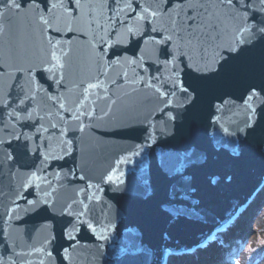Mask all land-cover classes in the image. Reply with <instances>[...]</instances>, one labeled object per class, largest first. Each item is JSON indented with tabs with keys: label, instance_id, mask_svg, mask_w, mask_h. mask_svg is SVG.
<instances>
[{
	"label": "water",
	"instance_id": "95a60500",
	"mask_svg": "<svg viewBox=\"0 0 264 264\" xmlns=\"http://www.w3.org/2000/svg\"><path fill=\"white\" fill-rule=\"evenodd\" d=\"M82 2L108 3V0ZM128 2L133 3V0ZM152 2L153 0H147V3L140 0L145 6ZM2 4L3 0H0V7ZM135 7L133 3V8ZM104 11L107 15V8ZM57 16L52 26L60 29V33L51 34L52 44H49L47 29L26 10L0 17V65L4 66L0 69V105L7 106L12 102L10 107L0 112V139H11L13 134L21 131H32L31 128L24 127L22 121L10 119V113L20 111L21 106L15 102L17 98L25 99L34 95L35 100L26 106L44 116V109L53 114L58 111L57 106L48 99L49 95H60V102L65 103L66 108H74V102L82 99V88L87 83L99 80L108 84L110 80H117L119 86L110 88L109 99L97 100V94L103 97L105 93L102 90H91L86 104L97 101L96 118L84 120L90 126L83 132L75 131L67 137L55 130L45 134L49 138L45 154L64 156L63 159L50 160L47 173L49 179L53 180V200L57 210L69 204L73 205L72 211L80 210L79 205L73 202L82 198L80 189L86 188V183L79 176H84L101 189L96 191L93 188L88 193L91 195L94 192L101 198L99 202H95V196L92 202L85 201L89 203V218L98 216L103 220L106 215L116 227L111 239L100 248L102 242L97 241L83 226H79V232L74 233L75 241L64 239L61 231L71 220L67 215H57L52 219L47 211L26 214L24 198L35 200L42 195V189L33 191L31 187H24L31 183L30 174L35 170L30 167L32 162L30 159L25 160L24 166L8 162L4 152L7 151L13 157L16 153L5 145L0 149V264H41V261L43 264H163L171 252L202 244L246 203L258 186L264 185V126H258L252 133L245 129L242 99L250 84L264 82V44L258 43L244 49L230 58L217 72L215 70L222 59L220 53L231 42L232 32L239 20L221 17L223 22H217L218 38H202L204 52L193 41L194 50L189 53L188 63L208 75L201 77L184 69L183 62L180 67L182 74L186 73V80L200 90L198 98L195 92L192 93L193 98L198 99L196 105L184 116L183 123L175 130L174 135L164 136L157 131L155 143L146 147L141 157L133 158L131 164L122 167L121 170L125 172L124 190L114 191L110 185L102 183L101 178L114 166L115 160L129 154L134 145L144 143L142 127L131 125L150 113L149 118L156 123L158 129L163 127L166 131L172 130L166 117L158 111L159 107H163V98L140 83L141 78L148 79L161 73L167 77L170 74L160 67L164 49L153 44L150 36L140 38L142 33L147 32V25L143 22L134 25L129 21L128 26L140 29L136 38L132 39L128 37L124 26L119 27L115 36L110 35L112 25L117 23L114 14L111 23L98 21L99 24H104L103 30L98 28L97 23H85L83 20L76 23L75 18L60 13ZM125 18L122 16L121 20ZM87 19L91 20L92 15ZM153 26L167 28V17L157 20ZM68 29L74 31L69 32ZM168 34L165 31L164 35ZM101 36L108 41V45L124 39L126 46L122 52L107 45L101 48ZM155 39L159 40L161 37L155 36ZM55 41H60L55 48L57 55L61 56V63L65 64V86L60 87L59 92L51 86V73L41 71V68L47 69L50 66L47 63L49 51ZM61 48L67 56L61 55ZM113 51L118 63L105 69L103 65L112 59ZM101 52L105 56L103 61L99 60ZM121 56L129 59L140 57L141 65L148 71L142 72L125 63ZM29 67L32 68L31 77L27 72ZM101 72H106L107 75H101ZM122 73H127L129 79L135 74V90L127 81L120 80ZM189 92H192L191 88ZM221 98L226 103L221 104ZM180 100L183 101L182 96ZM213 104L220 107L216 123L209 119L214 111L211 107ZM254 107L257 108L255 119L264 122V108L260 107L259 100ZM5 122L15 124L12 132L3 130ZM52 122L57 123L55 115ZM43 123L48 126L47 118ZM71 127L75 129L78 125L72 124ZM224 129L228 131L225 132ZM240 129L245 131L241 132ZM64 139L73 140L71 155H65L62 151ZM222 144H228L238 155L224 149L217 151L216 146ZM180 149L192 150L193 159L197 161L185 173L191 177V184L195 189L192 199L196 201V212L191 217H182L175 226L168 227L160 214L159 206L167 199L171 181L157 167V159L161 152ZM56 172L61 175L54 177ZM68 173L77 174V178L64 175ZM144 180H150L153 188V195L149 198H145ZM133 229L143 233L142 243L151 249V256L134 252L129 241L139 237L133 236ZM52 232L56 239L51 245L45 246L43 242ZM162 232L168 233L167 239L162 237ZM41 247H46L52 253L51 259L37 251ZM64 249H68V252L64 253Z\"/></svg>",
	"mask_w": 264,
	"mask_h": 264
},
{
	"label": "snow or ice",
	"instance_id": "6c2138e0",
	"mask_svg": "<svg viewBox=\"0 0 264 264\" xmlns=\"http://www.w3.org/2000/svg\"><path fill=\"white\" fill-rule=\"evenodd\" d=\"M145 2L147 3V0ZM133 3L136 5L135 8H133ZM133 3H129L128 0H119V2L118 0H108V3H85L82 0H3L2 7H0V17H4L8 13H20L25 10L28 14L33 15L47 29L49 33V44L53 43L51 34L53 32L60 33V29H54L52 26L53 22L58 18V13L69 18H75L76 23H80L81 20L85 23H97L100 30L104 29V24H99L98 21L104 20L105 23H111L114 14L117 23L112 25L111 36H115L119 31V27L124 26L128 37L135 39L140 29L138 27L128 26L129 21L131 20L134 25L143 22L147 25V32L142 33L140 38L143 39L145 36H150L152 37L151 42L153 44H158L164 49V59L161 61L160 67L167 70L170 74L167 77L161 73L159 76L154 75L148 79L141 78L140 83L152 89L159 97L163 98L161 100L163 107H159L158 111L166 117L172 130L166 131L163 127L158 129L156 123L149 118L150 113L143 120L131 125L132 127H142L144 143L134 145L133 150L129 154L115 160L114 166L101 178V182L110 185L111 190L114 191L124 190L125 172L121 170L122 167L131 164L133 158L141 157L144 149L155 143L157 131L164 136L174 135L175 130L183 123L184 116L196 105L197 98L200 96V90L193 83L186 80V73L182 74L183 70L180 67V63L183 62L184 69L195 72L201 77L208 75L207 72H201L200 69L194 68L188 63L190 59L189 53L194 50L193 41H195V46L201 52H204L205 48L202 38L203 40L218 38L219 24L217 22H223L221 21V17L239 20V24L232 32L231 42L223 47V51L220 53L222 59L220 60V65L215 70L217 72L230 58L238 55L244 49L258 43L264 44V0H153L147 6L140 3V0H133ZM105 8L108 10L107 15L104 11ZM93 13L95 14L93 15ZM90 15H92V19L88 20L87 18ZM122 16L126 18L121 20ZM165 16L168 19L167 28L153 26L157 20H161ZM68 31L72 32L74 30L68 29ZM165 31L169 32V34L164 35ZM213 33H216L215 37ZM155 36H159L161 39L157 40ZM59 44L60 41H55L53 48L49 51L47 63L50 66L47 69L41 68V71L51 73V86L57 92H59L60 87L65 86V77L63 74L65 64L61 63V56L57 55L55 48ZM106 45L113 50L120 49L122 52L126 46V40H116L112 45H108V41L101 36L100 47L103 48ZM60 52L62 56H67V53L63 52L62 48ZM104 59L105 56L101 52L99 60L103 61ZM121 59L125 63L139 68L142 72L148 71L141 65L140 57L129 59L121 56ZM116 63L118 61L113 51L112 59L107 64H104L103 67L108 69ZM3 67V65H0V69ZM27 72L29 77H31L32 68L29 67ZM101 75L106 76L107 73L101 72ZM120 80L127 81L129 86H133V90H135V74L132 79H129L127 73H122ZM157 84H159V87H157ZM118 86L117 80H110L108 84L99 80L96 83H87L86 87L82 88V99H77L74 102V108H66L65 103L60 102V95H49L48 99L57 106L58 111L53 114L47 109H44L46 113L44 116L39 115L35 109L29 110V107L26 106L31 105L35 100L34 95L27 96L25 99L17 98L15 102L21 108L18 112L10 113V119L13 121H22L24 127L31 128L32 131H21L19 134H13L11 139H0V149H3L7 145L8 148H11L16 153V156L13 157L7 151L4 152L8 162L20 163L21 166H24L23 162L25 160H31L30 167L35 170L30 174L31 183L24 185V187H31L33 191L42 189V195H39L37 199L24 198V202L27 205L25 209L26 214L47 211L52 219H55L57 215H67L71 217V220L61 231L63 238L69 241H75L76 236L74 233H78L80 230L79 226H83L94 235L97 241L102 242L99 245L100 248H103L104 244L111 239L116 227L106 215L103 220L98 216L89 218V203L85 201L92 202L95 196V202H99L101 199L99 196H96L94 192L91 195L88 193L93 188L96 191H100V186L89 182L84 176H79V179L86 183V188L80 189L82 198L79 201L73 202L79 205L80 210L78 212L72 211L73 205L69 204L58 211L53 200L55 191L53 188V180L49 179L47 173L50 160L63 159L64 156L55 157L50 153L45 154L49 147V138L45 134L55 130L59 131L61 136L67 137L75 131L83 132L86 127L90 126L86 125L84 120L96 118L97 101H92L90 105L86 104L90 99L91 90H102L105 93L103 97L97 94V100L109 99L111 95L110 88ZM190 88L192 92H189ZM162 89L167 90L162 91ZM193 92L197 94V98H193ZM180 96L183 97V101L180 100ZM262 97H264V82L250 84L245 93V97L242 98L246 117L244 121L245 129L249 133L255 132L258 126H264V122L255 119L257 116V108L254 107L256 101L259 100L260 107L264 108V99ZM11 103L9 102L7 106L0 105V112L6 110V107H10ZM112 103L114 104L115 101H112ZM223 103H226V101L221 98V104ZM211 107L214 111L210 114L209 119L210 122L216 123L219 120L218 113L220 107L216 104H213ZM53 115H55L57 123L52 122ZM105 115H108V113H105ZM46 118L48 120L47 127L43 123ZM72 124H76L78 127L73 129L71 127ZM14 128L15 124L4 123L3 130L5 132H12ZM245 129H240V131L244 132ZM224 131L227 132L228 130L224 129ZM62 144L64 145L62 148L64 154L71 155L74 147L73 140L64 139ZM221 149L232 151L234 155H238L236 150L230 149L228 144L216 146L217 151ZM193 155V151L188 149L171 150L158 154L157 167L171 181L168 187L167 199L162 201L159 206L160 214L168 227L175 226L182 217H191L196 212V201L192 199L195 189L191 184V177L185 174L186 170L197 162L193 159ZM60 175V172L53 174L54 177H59ZM64 175H72L73 179L77 178V174L68 173ZM143 185L145 198L151 197L153 195V188L150 180H144ZM131 231L134 237H139V239L129 241V244L133 246L134 252L137 254L145 253L151 256V249L142 243L143 233L138 229ZM161 235L164 239H167L168 233L162 232ZM55 239V233L52 232L49 238L43 243L45 246L51 245ZM37 251L47 255L49 259L52 258V253L47 251L46 247H41ZM183 251L192 252L194 249H184ZM63 252L67 253L68 249H64ZM65 258L67 257L65 256ZM41 264H43L42 261Z\"/></svg>",
	"mask_w": 264,
	"mask_h": 264
},
{
	"label": "bare ground",
	"instance_id": "6f19581e",
	"mask_svg": "<svg viewBox=\"0 0 264 264\" xmlns=\"http://www.w3.org/2000/svg\"><path fill=\"white\" fill-rule=\"evenodd\" d=\"M263 191L264 185L262 184L255 189L246 203L208 240L198 246L189 248L194 249V251L184 252L181 250L171 252L167 255L163 264H226L224 261L226 254L235 248L236 243L241 238L240 232L248 229L252 222L253 211L251 208L257 203H264ZM261 255H264V248Z\"/></svg>",
	"mask_w": 264,
	"mask_h": 264
},
{
	"label": "rangeland",
	"instance_id": "374dc122",
	"mask_svg": "<svg viewBox=\"0 0 264 264\" xmlns=\"http://www.w3.org/2000/svg\"><path fill=\"white\" fill-rule=\"evenodd\" d=\"M262 195L264 198V191ZM251 210L254 212L252 222L248 229L240 232L241 238L235 248L226 254V264H264V255H261L264 248V203L255 204Z\"/></svg>",
	"mask_w": 264,
	"mask_h": 264
}]
</instances>
